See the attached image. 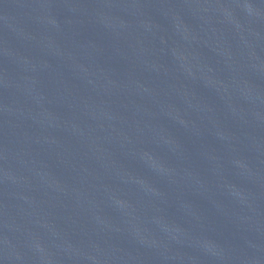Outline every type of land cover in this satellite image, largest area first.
Here are the masks:
<instances>
[{"label":"water","instance_id":"95a60500","mask_svg":"<svg viewBox=\"0 0 264 264\" xmlns=\"http://www.w3.org/2000/svg\"><path fill=\"white\" fill-rule=\"evenodd\" d=\"M0 264H264V0H0Z\"/></svg>","mask_w":264,"mask_h":264}]
</instances>
